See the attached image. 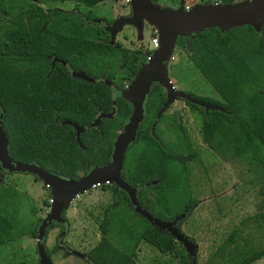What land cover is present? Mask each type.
Here are the masks:
<instances>
[{"label":"trees","instance_id":"obj_1","mask_svg":"<svg viewBox=\"0 0 264 264\" xmlns=\"http://www.w3.org/2000/svg\"><path fill=\"white\" fill-rule=\"evenodd\" d=\"M0 13L7 16L0 18V123L8 156L65 179L105 164L112 141L131 110L120 94H111L109 84L118 69L129 80L145 63L147 50L109 44L107 32L95 21L91 8L74 5L43 10L30 0H0ZM101 19L104 25L111 22ZM174 47L186 50L190 63L218 95L215 99L198 97L214 105L205 110L184 100L199 115L200 140L221 158L254 164V174L260 175L262 197L257 210L241 223L250 221L264 232V21L258 30L247 24L222 32L215 27L201 29L194 35L177 36ZM70 71H82L90 80L71 76ZM164 99L160 85L150 83L142 118L124 150L119 173L134 188L140 208L151 216L171 221L183 213L175 222L180 231L181 221L198 203L185 187V165L195 151L189 150L180 123L159 111ZM100 113L110 116H100L91 125ZM160 122L169 132L166 140L160 136ZM74 126L80 129L76 131ZM5 172L0 169V246L35 237L40 221L33 214L30 198L2 184ZM99 186L110 190L112 200L101 211L100 237L85 254L90 264H135L141 241L158 253L176 255L173 264H191V256L177 252L178 242L168 232L134 212L141 225L132 233L129 226L114 247L104 237L110 214L117 206L131 207L123 190L112 183ZM47 230L44 228V236ZM234 231L211 254L219 259L216 264H249L264 254V248L242 249L234 240ZM51 252L54 250L45 249L47 256Z\"/></svg>","mask_w":264,"mask_h":264},{"label":"rangeland","instance_id":"obj_2","mask_svg":"<svg viewBox=\"0 0 264 264\" xmlns=\"http://www.w3.org/2000/svg\"><path fill=\"white\" fill-rule=\"evenodd\" d=\"M202 1L205 0H159L156 5L170 10L178 7L187 9ZM206 1L234 3L246 0ZM53 3L58 4L56 0H51L49 4L39 6L44 9ZM72 4H77L82 10L91 8L100 25L103 24L101 18L113 20L117 16L126 15L129 10L127 0H64L62 7L68 9ZM0 18H7V16L0 13ZM154 35H156L154 27L141 19L139 30L129 24H122L115 32L112 44L117 43L128 49L147 50L145 58L147 60L151 50L150 39ZM163 75L174 90L192 96L207 95L213 99L218 98L210 84L190 63L187 52L183 48H172L169 59L164 63ZM124 78L123 71L118 69L112 79L111 93L113 95L123 91L122 85L129 83L132 77L129 80ZM161 87L165 91V88ZM163 110L164 116H173L175 121L180 123L188 138L189 150L195 151V156L185 165L187 172L185 187L189 196L198 200V203L179 225V232L186 239H192L195 264H208V262L216 264L219 259L211 258V254L234 229H236L234 240L242 249L264 248V232L260 228L255 229L250 221L241 223L255 213L262 197L258 191V188L262 186V180L258 173L254 174L256 172L254 164L237 158H221L209 150L199 137V115L195 109H190L184 103V99L174 97ZM163 124L160 122L158 126L160 136L166 140L169 132ZM80 175V173L77 174V176ZM1 178L5 187L13 188L20 196L24 194L23 196L30 198L29 203L34 208L35 217L43 219L48 215L51 202L49 187L46 184L35 179L31 174L22 172H5ZM111 200L112 194L109 189L94 185L75 196L67 208L62 209L64 217L60 215V220L55 222L60 226H53L51 223L47 227L43 241L44 251L45 249L54 250L48 256L52 264H89L87 258L73 254L62 256V254L70 249L86 254L89 248L94 246L100 237L97 224L101 218L102 208ZM44 201L47 204L43 203ZM23 211L24 214L27 213L26 206ZM109 218L104 237L114 247L118 246V242L124 238L129 226L128 229H131L130 233H132L136 232L142 223L132 209L123 206L115 207ZM79 221L80 224L77 225ZM13 241L0 246V264H17L18 262L38 264L35 237H22ZM176 248L178 253L186 252L180 242L176 244ZM225 249L230 250L228 245H225ZM176 259V255L158 253L141 241L135 250L134 261L135 264H173ZM249 264H264V254Z\"/></svg>","mask_w":264,"mask_h":264},{"label":"water","instance_id":"obj_3","mask_svg":"<svg viewBox=\"0 0 264 264\" xmlns=\"http://www.w3.org/2000/svg\"><path fill=\"white\" fill-rule=\"evenodd\" d=\"M127 4L128 15L117 16L109 24L103 26V29L108 33L109 42L112 43L115 32L122 24H129L139 30L141 19H144L154 27L157 46L149 51L147 60L136 70L121 93L122 98L129 103L131 110L112 141L111 152L105 164L92 166L83 175L65 179L43 171L34 163L13 161L7 154V140L0 123V168L7 172H24L35 175L49 187L50 211L45 218L40 219L36 228L35 250L38 264H52L43 247L44 228L60 220L62 209L65 208L69 200L87 188L101 183H112L115 189L123 190L132 211L156 229L168 232L174 240L180 242L184 250L191 256V264H195L193 242L186 239L175 228V222L182 218L183 213L171 221H163L140 208L134 196V188L129 187L121 179L119 173L123 153L126 146L133 140L136 126L142 118V103L150 83L156 82L166 91L159 111L163 110L174 97L201 106L203 110L214 107L201 99L174 90L163 75L164 63L169 59L175 38L194 35L201 29L211 27L222 32L235 26L247 24L254 30H258L264 21V0L197 3L187 9L178 7L175 10L158 7L149 0H127ZM70 75L90 80L85 77L82 71H70ZM100 116L109 117L110 113L98 114L91 125H95ZM79 129L80 127H75L76 131Z\"/></svg>","mask_w":264,"mask_h":264},{"label":"flooded vegetation","instance_id":"obj_4","mask_svg":"<svg viewBox=\"0 0 264 264\" xmlns=\"http://www.w3.org/2000/svg\"><path fill=\"white\" fill-rule=\"evenodd\" d=\"M31 2H33L34 4H36V5H47V4H49L50 3V1L51 0H44V1H38V0H30ZM58 2V4L56 3V4H51V6H46L43 10H45L47 7H56V8H58V9H67V8H63L62 7V5H63V3H64V0H58L57 1ZM158 2V1H157ZM156 2V3H157ZM207 1L205 0V1H202V2H200V3H206ZM156 3H154V4H156ZM74 5H77V4H72V6L70 7V8H68V9H71V8H73L74 7ZM129 14V10H128V13L126 14V15H128ZM95 21H96V19H95ZM96 22H98V21H96ZM102 26H104V24H102ZM107 36H108V33H107ZM108 43L109 44H112V43H110L109 42V36H108ZM51 59V58H50ZM62 64H64L62 61H60ZM104 82H106V81H104ZM109 83H107V85H108ZM127 84L128 83H124L122 86H123V89H125V87L127 86ZM160 85V84H159ZM109 87H110V89H111V87H112V83L111 84H109ZM160 87H161V85H160ZM161 89H162V91H163V96H164V98H165V91L163 90V88L161 87ZM121 93H122V91H120L118 94H120L121 95ZM112 94V93H111ZM187 94V93H186ZM189 95V94H188ZM189 96H191V95H189ZM192 97H195V98H198V97H200V96H192ZM203 97H209V96H207V95H204ZM211 98V97H210ZM198 99H200V98H198ZM211 99H213V98H211ZM202 100V99H201ZM204 101V100H203Z\"/></svg>","mask_w":264,"mask_h":264},{"label":"crops","instance_id":"obj_5","mask_svg":"<svg viewBox=\"0 0 264 264\" xmlns=\"http://www.w3.org/2000/svg\"><path fill=\"white\" fill-rule=\"evenodd\" d=\"M213 2V1H212ZM216 2H219V1H216ZM214 3V2H213ZM79 195V194H78ZM74 198V197H73ZM72 198V199H73ZM71 199V200H72ZM71 200H69L68 202H67V204H66V206H65V208H64V210L67 208V206H68V204L70 203V201ZM74 207V206H73ZM73 209V208H72ZM73 211V210H72ZM80 219H82V216H80ZM80 224V221L78 222V224L77 225H79ZM12 242H14V241H12ZM90 249V248H89ZM74 252H76L75 250H72V249H70V250H68V252L67 253H65V254H62V256H66V255H70V254H73V255H75V256H78V257H81V258H85L86 259V256H85V254L84 253H82V252H78L77 251V255L74 253ZM61 256V257H62ZM50 258V257H49ZM51 260V259H50ZM87 261H88V263L90 264V262H89V260L88 259H86Z\"/></svg>","mask_w":264,"mask_h":264},{"label":"built area","instance_id":"obj_6","mask_svg":"<svg viewBox=\"0 0 264 264\" xmlns=\"http://www.w3.org/2000/svg\"><path fill=\"white\" fill-rule=\"evenodd\" d=\"M157 46V37L156 35H154V37H152L150 39V49H153Z\"/></svg>","mask_w":264,"mask_h":264}]
</instances>
